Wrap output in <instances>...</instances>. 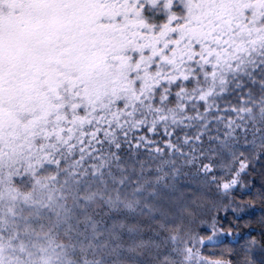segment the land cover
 <instances>
[{
  "label": "snow or ice",
  "instance_id": "6c2138e0",
  "mask_svg": "<svg viewBox=\"0 0 264 264\" xmlns=\"http://www.w3.org/2000/svg\"><path fill=\"white\" fill-rule=\"evenodd\" d=\"M257 201L264 0H0V264H264Z\"/></svg>",
  "mask_w": 264,
  "mask_h": 264
},
{
  "label": "trees",
  "instance_id": "16d2710c",
  "mask_svg": "<svg viewBox=\"0 0 264 264\" xmlns=\"http://www.w3.org/2000/svg\"><path fill=\"white\" fill-rule=\"evenodd\" d=\"M257 183H258V181H257ZM237 195H241V194L240 193H237ZM242 198L248 199L247 196H243ZM260 207H261V205H260L259 201H257V208H256V210L253 213H251L250 216H245L244 217L245 219H252V221H253V226L251 228V234L253 236L257 235V233L261 229V224L259 223V221H260L261 216L264 215V213H261L260 212ZM225 243H227V241ZM240 243H243V241H241Z\"/></svg>",
  "mask_w": 264,
  "mask_h": 264
}]
</instances>
